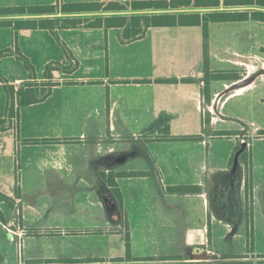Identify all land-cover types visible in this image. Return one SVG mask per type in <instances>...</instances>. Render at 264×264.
Segmentation results:
<instances>
[{"label": "crops", "instance_id": "0c3cea01", "mask_svg": "<svg viewBox=\"0 0 264 264\" xmlns=\"http://www.w3.org/2000/svg\"><path fill=\"white\" fill-rule=\"evenodd\" d=\"M95 1L107 0H0V8H24L0 13V63L16 60V49L31 63L29 48L41 57L48 53L56 36L49 29H30V21L120 14L60 11L64 3ZM50 5L56 11L29 10ZM244 10L264 8L187 9L200 14ZM55 33L78 65L70 73L52 71L56 85L46 99L15 105L9 118L0 82V193L9 198L0 201V231L8 238L5 247L0 245V264H264V214L258 200L264 137H255L264 130L259 118L264 116V22L207 24L208 72L240 76L214 78L207 85L201 25L150 27L128 42L115 27ZM61 53L58 62H66ZM46 58L40 73L35 70L37 81L44 79ZM2 76L15 89L27 80L26 71ZM236 118L241 125L233 128ZM164 128L170 135L200 138L154 139L164 135ZM207 130H238L251 139L213 138ZM30 139L40 141L26 142ZM217 139L227 142L225 155L210 151ZM237 139L251 151L253 250L247 248L244 220L216 216L208 194L209 183L232 168L229 158ZM21 170L27 178L20 173L18 181ZM110 172L139 173L116 178L121 208L100 177ZM242 183L244 192V178ZM66 185L78 190L67 205L54 195ZM177 185H198L201 192L167 189ZM126 232L130 259L125 257ZM196 252L207 258H193Z\"/></svg>", "mask_w": 264, "mask_h": 264}, {"label": "trees", "instance_id": "16d2710c", "mask_svg": "<svg viewBox=\"0 0 264 264\" xmlns=\"http://www.w3.org/2000/svg\"><path fill=\"white\" fill-rule=\"evenodd\" d=\"M223 5L224 7H236V6H257L264 8V0H131V1H95V2H75L64 3L61 5L60 11L65 13L70 12H120V14H112L107 16L96 15L92 18L83 17H64V18H49L33 20L27 23L30 29H49L54 33L58 43L60 44L66 62H48L44 68V79L42 81L36 80L34 67L29 59L24 56L18 49H16V59L19 60L26 73L27 80L22 84V87L15 89L13 84L0 75V82L2 83V89L6 96L7 102V116L12 118L15 114V105L17 107L28 105L32 103L40 102L46 99L51 93V88L56 85V82L52 81V71L60 70L65 73L72 72L78 65V62L72 58L70 50L62 43L57 37L55 30L64 28H120L122 42H128L142 37L145 30L150 27H171V26H191L201 25L204 34V69L206 75L204 77L205 84L207 85L211 79L222 78L237 80L240 78L236 72H208L207 65V24L209 22H233V21H246L256 20L264 22V11L261 10H244V11H213L206 13L189 12L187 9L195 8H214ZM24 8H0V13L20 12ZM29 10L39 12H54L56 8L54 6H39L29 8ZM127 12H130L129 14ZM132 12V13H131ZM7 52L9 50H6ZM3 52L0 51V57L3 56ZM176 79H161L163 82H173ZM88 83H94L97 81H87ZM75 83V82H68ZM3 119H0V123H3ZM206 119V123H208ZM164 135L156 136L154 139L160 140H193L200 138L199 135L188 136H174L170 135L168 128H164ZM210 137H230L232 135L238 136L241 134L238 130L230 131H210L207 130ZM255 137H264V130H259ZM251 139V138H250ZM40 140L30 139L26 142H38ZM46 141V140H43ZM234 160L243 165L244 168V194L251 193L252 181H251V151L250 148H246L238 139L237 144L233 148V152L229 158V165L232 167ZM139 175L137 172H110L101 173V179L110 187L114 198L117 201L118 206H122V196L116 184V178L119 176H134ZM239 181V178L236 180ZM170 192L177 194H190L200 193L201 187L198 185H177L169 186L167 188ZM259 194V202L262 213L264 214V182L262 183ZM9 201V198L0 193V201ZM226 199L223 198V205L225 206ZM221 204V205H222ZM230 207V206H229ZM227 207V208H229ZM240 214L236 211L233 217V222H239L241 220ZM0 219L2 214L0 213ZM245 235L249 244L253 242L252 232V219L251 212L246 214L245 220ZM125 247H126V259H130V243L129 235L125 234ZM264 257V256H263Z\"/></svg>", "mask_w": 264, "mask_h": 264}, {"label": "rangeland", "instance_id": "374dc122", "mask_svg": "<svg viewBox=\"0 0 264 264\" xmlns=\"http://www.w3.org/2000/svg\"><path fill=\"white\" fill-rule=\"evenodd\" d=\"M55 42L58 43L56 39L53 38L50 45L48 46V53L44 54L42 57L39 55H36L33 48L31 49L29 48L27 50L32 55V58L34 60V63H31L34 67V71L36 70L38 73H40V70L43 64V59H45V57H47L46 59H48L47 62H50V61L58 62V60L62 56V53H61L62 48L61 46L59 47L58 44H55ZM24 73H25L24 67L22 63L17 59L0 63V75L7 74L11 78H13L16 76L23 75ZM2 92L3 91L0 89V104L2 102ZM229 106H231V104L227 106V109H229ZM260 106L264 109V105H260ZM259 118H261V121L264 122V116L262 117L259 116ZM230 125L231 127L236 128L237 126L239 127V125L241 124H240V121H238L236 118L235 121L230 122ZM240 137L244 139L246 143L250 141V136L248 133L241 132ZM227 148H228V144L225 140L217 139V141L214 143V146L210 149V151L218 152L219 154L225 155ZM246 148H248L247 145H246ZM17 170H18V166H17ZM17 172H18V176H17L18 181H19L20 173H21V177H23L26 180L27 175L23 174V170H21L20 172L19 171ZM244 177H245V173H244L243 165H239L237 162L234 161L232 164V168L230 170L224 172V174L218 176L215 179V181H212L211 183H209L208 185L209 199L212 205V212L216 216H220L224 220L232 221L237 211L240 214V217L243 220H245L246 214L250 213L251 206L249 203H250V200H252V193L249 192L245 195L244 192L242 191L241 185L243 184L242 178ZM234 178H236V180L239 178L240 182L238 181L236 182ZM74 185H66L63 191L59 189L57 192H54V195H58L59 200L64 199V201L66 202L65 204L67 205V201L69 199H73V197L77 195L78 190L76 189ZM80 185L81 184L78 183V186ZM80 192L81 191H79L78 195L84 198L85 192L83 191L81 192V194ZM223 198L226 199L225 206L222 204ZM23 199H25V196H23ZM26 199L27 200L30 199L29 196L26 197ZM258 200H259V194H258ZM245 238H246V235H245ZM7 241H8L7 235L4 232L0 231V245L2 247H5V244L7 243ZM246 243H247L248 249L253 250L255 248L254 242H252V244H249L247 241V238H246ZM261 246H262L261 239L258 238V247H261ZM6 256L9 258L8 255ZM8 264H9V261H8Z\"/></svg>", "mask_w": 264, "mask_h": 264}, {"label": "water", "instance_id": "95a60500", "mask_svg": "<svg viewBox=\"0 0 264 264\" xmlns=\"http://www.w3.org/2000/svg\"><path fill=\"white\" fill-rule=\"evenodd\" d=\"M192 257L193 258H196V259H205V258H207L205 252H200V253L199 252H196V254H193Z\"/></svg>", "mask_w": 264, "mask_h": 264}]
</instances>
